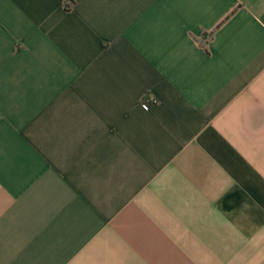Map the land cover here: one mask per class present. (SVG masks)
<instances>
[{"label":"crops","instance_id":"1","mask_svg":"<svg viewBox=\"0 0 264 264\" xmlns=\"http://www.w3.org/2000/svg\"><path fill=\"white\" fill-rule=\"evenodd\" d=\"M0 264H264V0H0Z\"/></svg>","mask_w":264,"mask_h":264},{"label":"built area","instance_id":"2","mask_svg":"<svg viewBox=\"0 0 264 264\" xmlns=\"http://www.w3.org/2000/svg\"><path fill=\"white\" fill-rule=\"evenodd\" d=\"M143 108H144V109H147V106H146V105H143Z\"/></svg>","mask_w":264,"mask_h":264}]
</instances>
